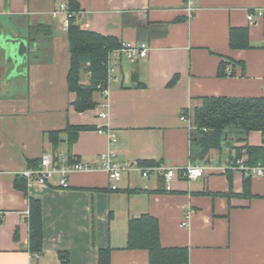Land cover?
<instances>
[{"label":"crops","instance_id":"0c3cea01","mask_svg":"<svg viewBox=\"0 0 264 264\" xmlns=\"http://www.w3.org/2000/svg\"><path fill=\"white\" fill-rule=\"evenodd\" d=\"M72 1L82 29L151 46L146 60L122 57L108 80V110L100 91L95 109L75 110L68 28L64 14L52 15ZM255 9H264V0H0V36L28 45L18 66L0 46V264H63L62 252L68 264H97L102 248L112 249L111 264H149L147 251L124 249L129 221L146 214L158 220L164 247L189 249L190 264H264V176L246 184L240 170L229 168L235 151L226 143L201 157L193 121L203 98L264 97V17L247 19ZM232 29L247 30L250 47L232 49ZM82 83L89 84L88 74ZM68 125L92 129L71 146L62 134L55 149L49 133ZM247 143L262 146V133L252 132ZM46 153L94 167L112 153L119 163L180 170L171 191L159 174L138 172L112 191L104 171L73 174L67 189L57 180L18 188V173ZM189 165L206 168L204 176L183 178ZM30 198L42 207L41 254L29 250Z\"/></svg>","mask_w":264,"mask_h":264},{"label":"trees","instance_id":"16d2710c","mask_svg":"<svg viewBox=\"0 0 264 264\" xmlns=\"http://www.w3.org/2000/svg\"><path fill=\"white\" fill-rule=\"evenodd\" d=\"M68 6L73 14L68 27V42L71 53V68L68 75L70 91L76 94L74 103L77 112L95 109L97 103L93 94L107 88L109 73L108 61L111 53L121 48L122 43L114 37L103 36L98 33L84 30L75 23L74 2ZM248 31L232 29L230 46L232 49L250 47ZM226 63L220 67V75H224ZM89 75V84L82 83L83 74ZM176 79L170 84L172 85ZM193 121L198 137L194 140L200 147L201 157L206 156L213 149H221L226 143L235 151L232 162L247 156L248 166L264 165V97L203 98L200 107L195 108ZM88 126L68 125L64 131L49 133L50 141L55 149L59 148L63 140L62 134L67 135L69 145H73L79 134L90 130ZM252 132H261L262 146H251L248 137ZM243 143L244 146L237 144ZM40 161H32L30 165L37 166ZM141 165H153V162H142ZM34 167V166H33ZM251 179H245L250 183ZM16 186L26 190V182L17 180ZM134 192V191H133ZM132 193V192H131ZM30 239L29 250L32 254L43 252V216L39 200L30 198L29 215ZM126 250H143L149 255V264H190V252L186 247H164L161 242L160 225L158 220L150 214L132 218L128 225V240ZM111 248H102L98 252L97 264H111ZM63 264H68V254L60 253Z\"/></svg>","mask_w":264,"mask_h":264},{"label":"built area","instance_id":"2783aa9c","mask_svg":"<svg viewBox=\"0 0 264 264\" xmlns=\"http://www.w3.org/2000/svg\"><path fill=\"white\" fill-rule=\"evenodd\" d=\"M196 11L193 3H189L186 7V12L189 16H192ZM60 14H64V25L66 28L69 27L70 18L72 13L69 11L68 4L63 3L60 7L52 12L54 17H58ZM264 17V9H255L254 11H249L247 19L250 24H253L259 18ZM151 52V46L148 43H132L124 42L121 48L113 51L109 57L108 61V73L109 78L112 73L116 70L120 60L124 57L126 60L132 63H136L141 60H146ZM100 92L104 97V102L101 104L103 110H108L110 107L108 97V88L102 89L100 87ZM101 118H106L107 113L102 112L99 114ZM99 133H107L111 139V142H116V137L110 132L104 131L103 129L98 130ZM112 153H106L100 157L98 166H91L89 164L75 160L73 162L61 163L52 154H44L37 166L26 168L25 170L18 173V176L22 178L29 187L39 185L42 187H47L53 181L57 180L62 189L69 188L70 176L76 173H84L90 171H104L107 173L112 191L119 190V184L123 179L124 175L138 172L144 178H149L152 173L159 174L165 183V189L167 191L172 190V181L177 177L180 169L175 167H145L142 166L139 161H129L126 163H119L114 160ZM246 158L243 156L232 162L229 168L240 170L243 173L244 179H254L264 176V165L259 164L257 166H248L245 163ZM206 172V168L196 165H189L183 169V178L187 180H196L203 177ZM2 221V213L0 212V222ZM183 227H187V221L182 224Z\"/></svg>","mask_w":264,"mask_h":264},{"label":"water","instance_id":"95a60500","mask_svg":"<svg viewBox=\"0 0 264 264\" xmlns=\"http://www.w3.org/2000/svg\"><path fill=\"white\" fill-rule=\"evenodd\" d=\"M0 46L15 66L26 63L28 56L27 42L21 38L0 36Z\"/></svg>","mask_w":264,"mask_h":264}]
</instances>
